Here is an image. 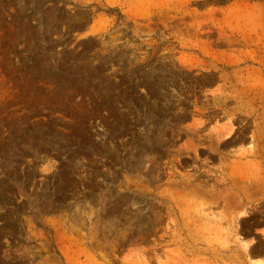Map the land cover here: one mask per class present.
Returning a JSON list of instances; mask_svg holds the SVG:
<instances>
[{
    "label": "rangeland",
    "instance_id": "374dc122",
    "mask_svg": "<svg viewBox=\"0 0 264 264\" xmlns=\"http://www.w3.org/2000/svg\"><path fill=\"white\" fill-rule=\"evenodd\" d=\"M0 264H264V0H0Z\"/></svg>",
    "mask_w": 264,
    "mask_h": 264
}]
</instances>
